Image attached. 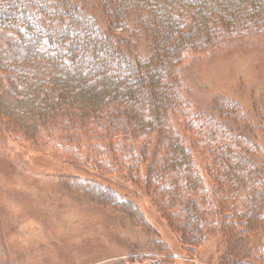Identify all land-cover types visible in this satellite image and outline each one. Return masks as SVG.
I'll return each mask as SVG.
<instances>
[{"label":"trees","instance_id":"trees-1","mask_svg":"<svg viewBox=\"0 0 264 264\" xmlns=\"http://www.w3.org/2000/svg\"><path fill=\"white\" fill-rule=\"evenodd\" d=\"M0 31L15 36L0 46L9 135L14 123L46 154L134 173L189 251L217 227L233 244L264 229V167L249 117L225 97L196 104L182 74L191 56L264 36V0H0ZM76 183L146 220L109 186Z\"/></svg>","mask_w":264,"mask_h":264},{"label":"rangeland","instance_id":"rangeland-1","mask_svg":"<svg viewBox=\"0 0 264 264\" xmlns=\"http://www.w3.org/2000/svg\"><path fill=\"white\" fill-rule=\"evenodd\" d=\"M14 41L13 33L0 31L1 47ZM187 60L182 74L195 103L211 108L218 97L236 102L241 118L249 117L250 136L261 151L255 157L264 167V36L237 37L215 53ZM3 129L0 125V264H264V229L233 244L216 226L218 233L189 251L179 242L178 222L162 213V199L134 173L102 162L97 167L92 157L80 164L46 154L45 142L27 138L14 123L9 130L15 136ZM80 176L134 201L146 220L99 201L76 183Z\"/></svg>","mask_w":264,"mask_h":264}]
</instances>
